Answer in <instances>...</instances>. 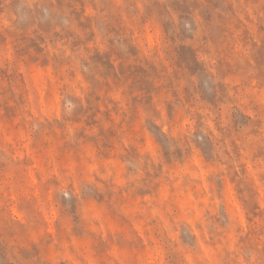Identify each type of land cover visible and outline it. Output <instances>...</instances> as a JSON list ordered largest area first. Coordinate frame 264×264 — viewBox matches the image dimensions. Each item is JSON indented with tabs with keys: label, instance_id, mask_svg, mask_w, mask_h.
<instances>
[{
	"label": "clouds",
	"instance_id": "1",
	"mask_svg": "<svg viewBox=\"0 0 264 264\" xmlns=\"http://www.w3.org/2000/svg\"><path fill=\"white\" fill-rule=\"evenodd\" d=\"M0 264H264V0H0Z\"/></svg>",
	"mask_w": 264,
	"mask_h": 264
}]
</instances>
